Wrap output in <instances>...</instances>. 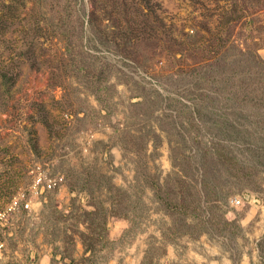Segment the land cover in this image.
Returning a JSON list of instances; mask_svg holds the SVG:
<instances>
[{"label":"rangeland","instance_id":"374dc122","mask_svg":"<svg viewBox=\"0 0 264 264\" xmlns=\"http://www.w3.org/2000/svg\"><path fill=\"white\" fill-rule=\"evenodd\" d=\"M255 54L264 60V0H0V75L10 78L0 77V210L21 190L31 197L36 164L65 176L41 194L38 214L16 217L6 260L30 262L46 246L71 258L80 242L77 264H264L254 256V233L264 238V63ZM244 57L254 61L245 72ZM230 74L259 81L257 103L222 88ZM199 92L216 113L205 112L211 131L190 122ZM215 118L249 135L228 140ZM145 134H159L157 148H139ZM207 148L232 152L233 181L252 187L191 203L186 221L215 230L178 236L170 227L180 210L152 182L169 176L179 192L191 180L174 163L188 155L200 174Z\"/></svg>","mask_w":264,"mask_h":264},{"label":"trees","instance_id":"16d2710c","mask_svg":"<svg viewBox=\"0 0 264 264\" xmlns=\"http://www.w3.org/2000/svg\"><path fill=\"white\" fill-rule=\"evenodd\" d=\"M254 59L255 61L260 60V62L264 63V60L259 56V54H255ZM242 61H244V64H243L244 66L241 65L239 67H241V69H243L244 72L245 70H247V68H249L248 70L252 69L251 65L253 64L254 61L252 62L251 57H248V58L244 57ZM234 76L235 74L234 75L230 74L228 77L230 80L227 81L226 83H223L222 88L228 89L229 85H233V87H235L234 89H232L234 90V93H233L234 100L240 102L241 104L246 95L250 98L248 99L250 103H254V102L257 103L258 100L255 99L256 95L253 94V90L255 89L257 93L259 92V88L256 87L257 85L256 83H258L259 81L254 76L249 75L247 76V78H245L242 81V83H240L239 78L236 79ZM0 77H2V82H4V84H7L8 79H10L7 73L5 72L1 73ZM254 85L255 87H252ZM197 89L200 90L199 87H197ZM224 91H228V90H224ZM238 93H240L239 96H238ZM263 93H264V87H262V94L258 95L259 98L260 96L263 97ZM228 96L232 97V94ZM207 100H208V94L203 93V92L197 93L196 100L192 102V106H189L190 108L188 107V110H189V115L191 119L190 122L193 123L197 119V122H195V124L200 126V122L202 120L204 125L206 124L207 126L210 127L209 129L211 131V129L216 128V125H215L216 122H211L210 120L205 119L204 117L205 112L208 110V107H209ZM259 101H262V100H259ZM241 109L243 110V107ZM207 112H209L208 115L213 114V116L214 115L216 116V113L212 111H207ZM169 115L171 116L172 125L175 126V120L172 118V114H169ZM212 120L217 121L218 131L220 132V134L222 135L224 134V136L226 137V139L228 138V140L229 139L231 140L235 139L236 141L244 140L247 138L246 136L249 135V133L246 132L248 130H243L239 126L231 127L232 120H230L229 118H225L223 121H218L216 118ZM230 128H233V129H230ZM147 135L148 134H145V138L143 136V138L141 139L142 141H141L139 148L143 151H147V145L149 143L153 144L155 148H157L158 144H160L161 139L159 137V134H155L156 139L150 138V137L147 138ZM120 144L123 148H127L129 143L127 139L126 140L122 139ZM202 153H203L205 160L202 161L203 169L201 170L200 174H198V172L197 174L190 172L189 168L192 163V158L188 155L185 156V158H183V160L181 161L182 163L180 164L174 163L175 167L178 166L176 175L178 177L179 176L181 177V175H179L180 173L185 178L190 177V180H191V182H188L187 185L185 184V182L187 181H182L183 184L181 183L179 192H177L175 186L173 187L172 178H170L169 176L166 177L163 182H159V183H155V181L152 182V184H154L155 189L157 191L158 200L166 204L169 207L172 206L173 208H178L180 210V215H176V218L179 219V222L171 223V227H170V230L173 231L178 236L188 235L190 237L192 236L200 237L203 234L211 235V232L214 229L213 226L210 225L209 222H207L208 220H205V219L202 220V218L200 219L199 222L193 223V224L186 221L188 215L190 214V213H187L186 210L189 207H191L192 205L191 203L195 204L197 209H199L201 207H204L203 203L205 199L209 198V196L211 195L216 197L218 201H221L230 195V190H234L232 189V187H234L235 190H239L242 192H244L246 188L252 187L251 183H247V184L243 183L245 179H241L243 180L242 182L239 180L233 181V179L235 178L232 175V172L235 170V168H233V166L230 163H228L227 161L228 157L225 156V155L234 156L232 155L233 154L232 152L225 154L224 152H221L219 150L212 151L211 149L207 148ZM145 167L147 166L145 165ZM147 175L148 174L144 176L147 177ZM112 187L115 189H118V187L115 185H112ZM173 201H177V202L181 201V203L179 202L177 205L173 206L171 205V203L173 204ZM91 212L92 214L95 213V211H91ZM223 220L225 224L232 223V220H229L226 217H224ZM104 222L106 223V220ZM174 240L175 239L172 240V243L174 242ZM257 246L259 249L260 257L261 259L264 260V238L260 239L257 242ZM143 264H159V263H152V262L147 263V259L145 256Z\"/></svg>","mask_w":264,"mask_h":264},{"label":"built area","instance_id":"2783aa9c","mask_svg":"<svg viewBox=\"0 0 264 264\" xmlns=\"http://www.w3.org/2000/svg\"><path fill=\"white\" fill-rule=\"evenodd\" d=\"M64 183V174L53 173L50 169L42 167L41 164H36L33 170L32 184L28 187L31 197L27 196L24 190H21L5 208L0 210V264H7L4 235L14 227L16 217L24 211L29 214H38L40 209L35 207V204L41 203L39 200L41 194L46 191L60 189ZM241 201H243L242 198L235 200L237 204Z\"/></svg>","mask_w":264,"mask_h":264},{"label":"crops","instance_id":"0c3cea01","mask_svg":"<svg viewBox=\"0 0 264 264\" xmlns=\"http://www.w3.org/2000/svg\"><path fill=\"white\" fill-rule=\"evenodd\" d=\"M256 210L255 211H251L249 210L247 215H245L242 220H241V225L242 227H244V221L246 220H250L253 216H255ZM248 216V217H246ZM243 221V223H242ZM263 234H257L254 233L255 236V255L254 256H260L259 253V249L257 246V242L260 240V237ZM202 239H205V237H202ZM6 242V241H5ZM6 253V250H5ZM81 255H83V247L82 244L80 242H78L77 245V250L75 251V253L71 256V258L65 257L63 255L62 252H53L51 247H47L42 250V252L40 254H38L36 257H30L29 261L30 262H26L24 259L20 262V264H77V259H79L81 257ZM249 254L247 252H245L244 257ZM247 256V257H248ZM7 264H11V261H7Z\"/></svg>","mask_w":264,"mask_h":264}]
</instances>
